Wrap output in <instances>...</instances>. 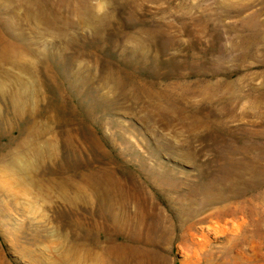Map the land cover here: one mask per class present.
Returning a JSON list of instances; mask_svg holds the SVG:
<instances>
[{
	"label": "rangeland",
	"instance_id": "obj_1",
	"mask_svg": "<svg viewBox=\"0 0 264 264\" xmlns=\"http://www.w3.org/2000/svg\"><path fill=\"white\" fill-rule=\"evenodd\" d=\"M33 3L35 16L16 14L32 52L35 84L27 87H39L41 105L53 103L57 117L86 131L89 150L72 162L90 161L146 194L144 221L162 212L173 232L182 224V240L163 243L154 232L146 240L141 226V235L122 231L116 239L135 248L132 262L215 264L223 251L236 256L222 230L246 226L247 248L263 255L247 264H264V0ZM15 135L1 133L0 147ZM64 152L59 145L53 161L67 160ZM0 206V264H59L52 258L62 249L46 251L37 237L65 240L54 213Z\"/></svg>",
	"mask_w": 264,
	"mask_h": 264
},
{
	"label": "bare ground",
	"instance_id": "obj_2",
	"mask_svg": "<svg viewBox=\"0 0 264 264\" xmlns=\"http://www.w3.org/2000/svg\"><path fill=\"white\" fill-rule=\"evenodd\" d=\"M33 4V0H0V134L17 130V135L11 136L0 147V201L21 213H35L39 209L54 213L52 219L61 221V226L66 229L65 240L62 241L59 236L52 238V234L51 238L48 235L35 236L44 243L46 251L51 252L50 248L62 249L60 255L56 257L53 253L55 258H52L59 264H134L135 248L116 239L123 232L124 236L129 233L133 236L141 235L145 230L143 234L146 240H150L151 237L147 235L154 232L155 237L152 239L161 243L182 240V224L178 227L181 230L179 234L173 232V227L177 226L161 216L162 212L149 214L144 221L141 215L149 210L146 194L143 196L137 191L131 192L111 175L88 168L90 161L87 167L79 166L77 161L72 162L76 155L79 157L80 151L89 148L86 131H75L71 121L57 117L52 102V105H41L39 87L35 90H32L35 85L32 88L29 86L30 90L27 87L29 83L35 84L34 79L31 82L28 79L30 72L27 59L32 52L28 51V46L26 49V38L18 30L16 14L19 8H27L35 16ZM3 25L14 27V32L8 33L9 29L4 30ZM6 65L14 68V71ZM58 144L68 158L64 157L67 160L63 162L53 161L59 160L56 159ZM50 161L56 163L54 168L48 166ZM85 161L81 163L85 164ZM0 209L4 210L1 206ZM258 221L261 222V219ZM250 228L240 226L237 230L230 228L220 232V238L227 241L226 248H237L235 255L241 257V261L235 262L236 256L227 258L228 253L223 251L224 256H218L215 264H247L254 257L262 259L260 252L246 246L249 237L253 236ZM34 239L37 241V238ZM258 247L259 250L264 248L262 239ZM200 259L202 262L205 260L204 256H200Z\"/></svg>",
	"mask_w": 264,
	"mask_h": 264
}]
</instances>
